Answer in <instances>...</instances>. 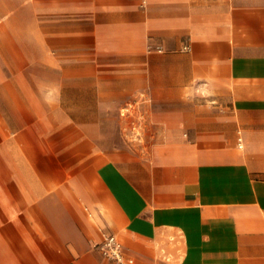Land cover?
Masks as SVG:
<instances>
[{"label":"crops","instance_id":"crops-1","mask_svg":"<svg viewBox=\"0 0 264 264\" xmlns=\"http://www.w3.org/2000/svg\"><path fill=\"white\" fill-rule=\"evenodd\" d=\"M104 233L264 264V0H0V264H113Z\"/></svg>","mask_w":264,"mask_h":264},{"label":"built area","instance_id":"built-area-1","mask_svg":"<svg viewBox=\"0 0 264 264\" xmlns=\"http://www.w3.org/2000/svg\"><path fill=\"white\" fill-rule=\"evenodd\" d=\"M188 49V46H185ZM97 247L105 258L113 264H134V259L125 256L122 243L114 234L104 233L103 239Z\"/></svg>","mask_w":264,"mask_h":264}]
</instances>
